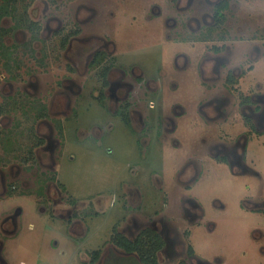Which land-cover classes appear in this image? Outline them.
<instances>
[{"label":"flooded vegetation","instance_id":"flooded-vegetation-1","mask_svg":"<svg viewBox=\"0 0 264 264\" xmlns=\"http://www.w3.org/2000/svg\"><path fill=\"white\" fill-rule=\"evenodd\" d=\"M45 1L47 11L41 26L27 14L14 15L16 0H0V6L6 3L10 7L0 27L7 19L14 22L12 28L0 33V60L9 74L7 82L5 76L0 77L4 92L0 101V264H9L6 244L21 234L26 212L14 202L24 199L36 202L40 216L68 223L70 233L78 238L86 236L83 217H88L87 210L96 215L123 203L122 225L113 230L111 244L90 254L80 252V264H145V252L154 253L158 264H163L161 255L167 259L185 255L187 259L181 264H209L184 240L186 235L190 243L204 218L190 192L208 171L217 168L230 169L234 177L262 180L249 155L252 145L264 136V82L254 75L258 61L264 60V30L256 27L250 32L246 24L251 38L246 41L241 36L236 13L239 0H141L139 8L134 6L136 11L121 15L117 13L120 0L110 5L107 0L102 1L105 5L94 0L93 5L90 1L76 8V0ZM101 11L104 21L106 12L118 19L114 27L107 21V31L100 32L98 27L97 32L83 33ZM63 16L73 18V22L66 23ZM122 19L127 29L129 23L140 32L144 30L142 23L152 25L158 32L152 33L155 40L159 35L176 50L172 61L156 76H146L136 65H123L118 52ZM24 28L30 34L29 47L20 50L7 45L8 35ZM246 44L248 52L243 55L241 46ZM17 54L33 60L35 71H24L27 79L19 78L23 64ZM47 65L64 68L61 78L50 84L52 90L48 87L51 100L30 91L35 90L34 79L40 80L36 70L44 73ZM89 102L135 131L143 130L151 111L159 109L158 138L163 155L183 158L174 169V184L169 177V187L165 180L161 185V180H156L158 187L168 189L163 190L166 196L154 216L142 211V195L136 188H128L120 197L86 201L74 196L59 180L61 158L69 148L65 145L68 129L76 122L83 125L77 110ZM240 122L244 129L236 134L232 128ZM94 125L97 137L100 129ZM259 191L246 212L262 219L264 192Z\"/></svg>","mask_w":264,"mask_h":264},{"label":"rangeland","instance_id":"rangeland-1","mask_svg":"<svg viewBox=\"0 0 264 264\" xmlns=\"http://www.w3.org/2000/svg\"><path fill=\"white\" fill-rule=\"evenodd\" d=\"M24 1L16 0L14 15L25 16L27 14L26 16L33 22L44 25L42 18L46 15L47 2L45 0H36L33 3ZM90 1L93 5L94 0H76L74 7ZM111 1L114 0H107L109 5ZM125 1L120 0V10L117 12L120 15L131 13L134 6L137 7L141 0H128V4L124 3ZM238 8L237 23L242 27L241 36L247 41L251 35H249V29H246V24L251 27L250 32L256 27L264 30V0H239ZM109 11L110 9L107 12ZM66 12H69L68 9ZM107 12L105 16L108 18L105 17V19L110 27H114L118 19L110 18ZM101 14L97 20L86 24L83 33L97 32L98 27L101 29L100 32L108 30L107 21H104L102 17L104 11H101ZM61 18L66 23L73 22L71 17ZM120 25L123 33L119 35L118 52H120L119 58L123 60V65H136L140 70L145 71L146 76L153 77L162 67L168 66L172 61L176 50L171 44L161 40L159 35L155 40L156 36L152 33L156 30L152 25L150 28L142 23L143 32L138 31L136 25L130 28L129 23L127 29L124 26V19L120 21ZM13 26V20L7 19L3 21L1 28L5 30ZM244 29H246L244 32L246 34L243 35ZM12 33L8 35L7 45H15L20 50L29 47L30 34L27 33L26 28ZM141 33L145 37H141L143 35ZM246 46H241L243 55L248 52L249 46L247 44ZM19 54L16 57L23 67L18 70L20 71L18 73L19 78L24 80L23 78L27 79L24 71H35V67L33 60L21 58ZM4 64V61L0 62V77L5 76L3 80L7 82L9 74ZM47 68L48 70L44 73L36 70L40 73L38 78L40 80L38 82L36 78L34 79L35 90L30 88V91L43 96L46 100H51L50 96H47L48 87L52 90L50 84L61 78L64 68L62 66L49 68V65ZM254 75L257 81L264 82V60L258 61ZM2 86L0 79V101L3 100L4 94ZM4 91L14 92L13 88H5ZM154 101L158 102V100ZM77 111L83 125L76 122L73 123L72 128L68 129L70 132L65 145L69 148L64 149L58 170L61 183L65 184L78 199L86 201L102 196L105 199L120 197L128 191V188H136L142 195V211L154 216L155 211L160 208V201L166 196L163 190L168 189L158 187L156 180L158 178L161 180L160 185L165 180L168 187L170 182L173 181L171 185L174 184V169H177L176 167L183 158L176 155L172 159V156L163 155L161 140L158 138L159 109L151 111L145 128L141 131H135L130 126L122 124L119 118H114L106 110L99 109L93 102L80 105ZM94 124L100 129L97 137L93 132ZM237 125L232 128L236 134L244 129L242 122ZM261 138L260 141L257 140L258 142L251 144L253 148L252 151L249 150L251 151L249 157L255 164L253 166L262 176L261 181L249 176L234 177L230 169L217 168L216 171H208L190 192L201 207L204 218L200 229L193 231L190 243L186 235L184 240L187 246L192 244L198 257L209 264H264V253H262L264 250L262 235L264 218L261 219L251 212H246L247 205L256 200L254 196L260 192L259 190L264 192V136ZM165 166L167 168L163 169ZM14 203L23 207L26 214L20 225L21 234L14 241L8 240L6 244L9 264H80V252L90 254L94 250L111 244L113 230L122 225L121 214L125 213L121 210L122 202L113 204L108 211L101 214L92 215L87 210L88 217L86 220L85 216L83 217L86 236L78 238L70 233L68 223L40 216L34 200L24 199ZM29 225H33L34 228L30 229ZM186 226L187 224L183 225L184 228ZM181 248L178 247V250ZM183 251L185 253L187 248ZM168 259L166 255H161L160 262L181 264L185 255L175 257V259L168 257Z\"/></svg>","mask_w":264,"mask_h":264},{"label":"trees","instance_id":"trees-1","mask_svg":"<svg viewBox=\"0 0 264 264\" xmlns=\"http://www.w3.org/2000/svg\"><path fill=\"white\" fill-rule=\"evenodd\" d=\"M9 10H10V7L6 3H3V5L0 6V22L3 19V17L5 15H7ZM4 32H5V30L0 27V33H4ZM0 45H1V43H0ZM161 247H162V243H161V245L159 247L157 245V247H156V249L154 251L158 250V248H161ZM144 261H145L144 262L145 264H158L157 261H156L154 253L152 254L150 252H147V253L145 252L144 253Z\"/></svg>","mask_w":264,"mask_h":264}]
</instances>
